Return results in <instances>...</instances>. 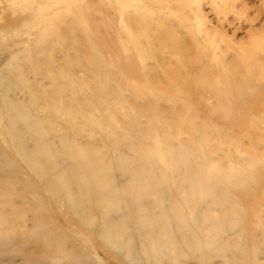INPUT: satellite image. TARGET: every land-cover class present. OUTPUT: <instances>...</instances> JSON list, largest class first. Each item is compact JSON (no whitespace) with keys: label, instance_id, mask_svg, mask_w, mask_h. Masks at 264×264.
<instances>
[{"label":"rangeland","instance_id":"374dc122","mask_svg":"<svg viewBox=\"0 0 264 264\" xmlns=\"http://www.w3.org/2000/svg\"><path fill=\"white\" fill-rule=\"evenodd\" d=\"M171 204L158 264H264V0H0V264H151L135 212Z\"/></svg>","mask_w":264,"mask_h":264},{"label":"bare ground","instance_id":"6f19581e","mask_svg":"<svg viewBox=\"0 0 264 264\" xmlns=\"http://www.w3.org/2000/svg\"><path fill=\"white\" fill-rule=\"evenodd\" d=\"M61 143L62 145H64L63 141ZM72 151L74 150L70 149L71 154H72ZM74 154L79 160L83 159L82 158L83 154L81 151L79 152L77 150L75 151ZM88 158H90V155H88ZM73 172H74L73 168L66 170L65 174L62 176V180L63 178H68L69 181H66V182L61 181L60 185H58V187L56 188L63 194L66 201L72 206L73 213L75 215H78L80 219L86 220V217L84 216L85 215L84 214L85 213L84 212V202L82 201V197L79 196L78 198V196H73L70 193L69 187L74 186L75 189H77V191L80 192V194L83 192L94 193L95 191L102 190L101 183L90 185V182L87 181L88 179L80 180L74 177ZM142 176L145 177L143 173L141 174L139 173L140 180ZM147 178L148 177H146L145 179L147 180ZM141 187L144 188L143 184L141 186L140 184H138V190H137V196H136V198L139 200L138 203L140 206L142 205V201L144 202L143 197H141L142 194H145L147 191H153L155 193L160 188L159 184L155 185L151 189L147 188L149 187L147 184L145 187L147 189L143 190L141 189ZM107 192L110 194H115L117 196L120 195V193L122 194L121 191L119 192V191L114 190L110 185L107 188ZM107 202L108 201H107L106 196L99 194L96 196L94 203L96 205H101V204H106ZM159 203L160 204L162 203L161 197L156 198L154 204L158 205ZM177 209H178L177 205L171 204L170 206H168L160 215L158 227L156 228H154L155 224L147 223V225H145L143 221L144 215L142 216L139 210L137 211L135 210L136 211L135 216L137 220L136 222L137 231L142 232L141 236L142 237L145 236V241H144L143 246L141 248L140 247L137 248L135 252H128L129 250H127L126 253L130 255L131 257H135L137 260H139V258H142V257H147V259L150 258L151 259L150 261H152L151 264H158L159 262H161L162 258L167 255L166 252H168L169 255H171V259H174L178 256L186 255L188 252H190L191 250L190 251L184 250V249L180 250L179 248L180 245L181 247H184L185 245L184 234L186 232V229L182 228V226L185 225L186 220L183 218L184 217L183 215L181 216L177 215L178 213ZM102 221L104 222L103 223L104 227L102 226V228H100L101 230L99 232V237L105 241L116 244V242L119 240L117 232H116L117 225H114V224H113L114 226L110 225L109 223L110 219L107 217H102ZM145 226L147 227V231H145V234H144L143 228ZM174 228H177V233H176V230H174ZM95 255H96V260L99 262V264H101L100 263L101 259L97 256V254Z\"/></svg>","mask_w":264,"mask_h":264}]
</instances>
